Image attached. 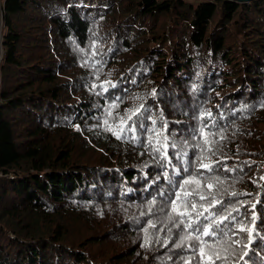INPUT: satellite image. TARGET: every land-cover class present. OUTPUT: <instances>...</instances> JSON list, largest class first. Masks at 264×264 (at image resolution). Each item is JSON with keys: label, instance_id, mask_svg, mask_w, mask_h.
<instances>
[{"label": "trees", "instance_id": "16d2710c", "mask_svg": "<svg viewBox=\"0 0 264 264\" xmlns=\"http://www.w3.org/2000/svg\"><path fill=\"white\" fill-rule=\"evenodd\" d=\"M3 47L0 264H197L168 218L192 175L227 264H264V0H5Z\"/></svg>", "mask_w": 264, "mask_h": 264}, {"label": "snow or ice", "instance_id": "6c2138e0", "mask_svg": "<svg viewBox=\"0 0 264 264\" xmlns=\"http://www.w3.org/2000/svg\"><path fill=\"white\" fill-rule=\"evenodd\" d=\"M154 94V93H153ZM110 107H116L115 104L111 105ZM141 108H143V105H141L139 108L135 109H129L128 114L126 117L120 118V124L117 125V127H109L108 130L113 133L118 139L121 138V134L125 131V127L127 125V121H130L133 119L134 116H137L140 112ZM109 115H111V112H109ZM210 115V113H209ZM105 124H108V121H104ZM141 127L143 125L141 124ZM134 131L135 125L133 124L132 128L129 129ZM202 134L205 135V146L201 148V152H205V149L207 153H213L214 148L213 144L215 141L211 140L209 138V134L204 133V130H200ZM223 138V137H222ZM175 146V145H173ZM164 147H167V144L164 145ZM154 151L159 152L160 149L156 148ZM164 158H167V153H164ZM200 164L199 167L202 169H206L209 172L213 171V166L211 163L204 162L205 160L209 159L207 155H203L199 157ZM187 170V169H185ZM231 171L230 169H228ZM165 178H167V173H164ZM264 179V177H262ZM203 178L198 177L196 175H192L188 179H184L183 182L178 186L179 190L174 191L173 193H170V196L173 197L170 199V210L171 213H173V216H169V220L174 219L175 217H180L179 223L177 224V227H179L180 224H185V218L187 219V223L185 224V227L188 229H191L192 232H189L187 235H185L181 239V243L177 244V247H184L185 241H194V244L188 245L189 250L192 252L193 255L198 256L197 264H216V261H220L221 264H227L229 260V256L234 254V249L232 248V244H239L240 242L238 240L236 241H230V238L228 237V232L225 229L220 228V224L223 223V221L228 220L231 216V211L228 212L227 215H222L219 217V219L214 220L208 224H205L203 226H200L199 217L204 215L203 211H199L198 208H203L204 211H208V208H205L204 205H198L196 203L195 199H192V197H198L199 200L204 201L208 199V196L204 194V189H212L216 186V184L222 183L219 177L213 176L210 177L207 183H203ZM175 188L176 185H173ZM160 195H163V191H161ZM233 196L237 195V193L233 192ZM156 200L153 199L150 202L149 211H151V206L155 205ZM220 203V201L216 200L215 197H213L211 205L214 206L215 204ZM252 209L254 210L256 205L253 204ZM232 211L238 212L239 209H232ZM193 213L195 214V217L197 219L193 218ZM207 219V217H206ZM252 227L249 228L243 224H240L239 231L242 232H248L249 235L253 232H255V220L257 219L256 215L253 214L252 217ZM232 220L235 221V217H232ZM150 227H155L149 221ZM215 226V230H214ZM147 231V229H145ZM198 233L197 235H193L192 233ZM217 233L219 235L217 236ZM212 238L211 242H209L208 239L205 238ZM183 264H192L191 258L184 259Z\"/></svg>", "mask_w": 264, "mask_h": 264}, {"label": "built area", "instance_id": "2783aa9c", "mask_svg": "<svg viewBox=\"0 0 264 264\" xmlns=\"http://www.w3.org/2000/svg\"><path fill=\"white\" fill-rule=\"evenodd\" d=\"M5 26V0H0V86H1V61L4 54L3 28Z\"/></svg>", "mask_w": 264, "mask_h": 264}, {"label": "water", "instance_id": "95a60500", "mask_svg": "<svg viewBox=\"0 0 264 264\" xmlns=\"http://www.w3.org/2000/svg\"><path fill=\"white\" fill-rule=\"evenodd\" d=\"M238 2H249V1H252V0H236Z\"/></svg>", "mask_w": 264, "mask_h": 264}, {"label": "rangeland", "instance_id": "374dc122", "mask_svg": "<svg viewBox=\"0 0 264 264\" xmlns=\"http://www.w3.org/2000/svg\"><path fill=\"white\" fill-rule=\"evenodd\" d=\"M189 1H192V2H194L195 4H198V2H200V0H189Z\"/></svg>", "mask_w": 264, "mask_h": 264}]
</instances>
